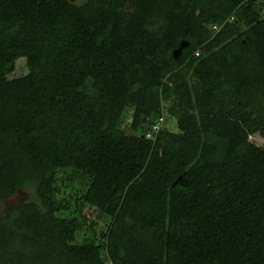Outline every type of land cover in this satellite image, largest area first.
Returning <instances> with one entry per match:
<instances>
[{
	"label": "trees",
	"instance_id": "16d2710c",
	"mask_svg": "<svg viewBox=\"0 0 264 264\" xmlns=\"http://www.w3.org/2000/svg\"><path fill=\"white\" fill-rule=\"evenodd\" d=\"M253 135L264 0H0V264H264Z\"/></svg>",
	"mask_w": 264,
	"mask_h": 264
},
{
	"label": "rangeland",
	"instance_id": "374dc122",
	"mask_svg": "<svg viewBox=\"0 0 264 264\" xmlns=\"http://www.w3.org/2000/svg\"><path fill=\"white\" fill-rule=\"evenodd\" d=\"M73 2L75 3H78V4H81L83 3L85 0H72ZM20 71H24V69L22 67H20ZM167 119V127H169V129H171L172 131H176L177 130V124H176V121H174V119L172 117H170L169 115H167L166 117ZM252 140L259 143L260 145H264V137H261L259 135H253L252 136ZM78 185V184H77ZM81 188L79 186H77L75 192L74 190L70 191L69 190H65L67 191L64 195H69L70 194H74L75 193V196H79L83 193V191L80 190ZM31 192L30 190L28 191H19L17 193V195L13 198V199H10L4 203H0V211L1 213H5L10 207L12 206H16V205H21V204H24L28 201L31 200Z\"/></svg>",
	"mask_w": 264,
	"mask_h": 264
},
{
	"label": "built area",
	"instance_id": "2783aa9c",
	"mask_svg": "<svg viewBox=\"0 0 264 264\" xmlns=\"http://www.w3.org/2000/svg\"><path fill=\"white\" fill-rule=\"evenodd\" d=\"M214 29L218 30L219 28L218 27H214ZM196 56H200V52L196 53ZM165 123H166V118L164 117V118H162L161 124L155 126L153 130L157 132L160 129V127H162V125H165ZM148 137H149V135H148Z\"/></svg>",
	"mask_w": 264,
	"mask_h": 264
}]
</instances>
